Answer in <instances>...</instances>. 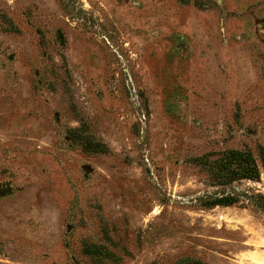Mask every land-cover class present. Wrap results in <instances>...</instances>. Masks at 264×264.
I'll return each mask as SVG.
<instances>
[{
	"label": "rangeland",
	"instance_id": "374dc122",
	"mask_svg": "<svg viewBox=\"0 0 264 264\" xmlns=\"http://www.w3.org/2000/svg\"><path fill=\"white\" fill-rule=\"evenodd\" d=\"M259 145L264 0H0V264H264Z\"/></svg>",
	"mask_w": 264,
	"mask_h": 264
},
{
	"label": "trees",
	"instance_id": "16d2710c",
	"mask_svg": "<svg viewBox=\"0 0 264 264\" xmlns=\"http://www.w3.org/2000/svg\"><path fill=\"white\" fill-rule=\"evenodd\" d=\"M232 156H234L233 159H238L239 161L250 163L251 165L248 168H241V172L237 173V170H232L229 168L227 163H224L223 166L227 168L226 173L228 174H235L238 179H252L257 180L259 178V169L256 163L254 162L253 158H251L250 153L243 154L240 151L233 150L230 152ZM258 155L261 160V165L264 168V146L259 145L258 148ZM221 174L220 177L226 178L227 175ZM226 181V180H225ZM238 202V196L236 194H221L218 196H214L209 198L207 200L206 204L210 207L216 206V205H231L233 203Z\"/></svg>",
	"mask_w": 264,
	"mask_h": 264
}]
</instances>
